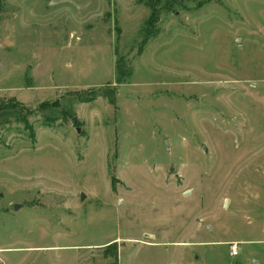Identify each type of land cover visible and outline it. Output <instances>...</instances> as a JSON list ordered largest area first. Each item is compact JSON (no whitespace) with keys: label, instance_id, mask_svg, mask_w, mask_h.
Wrapping results in <instances>:
<instances>
[{"label":"rangeland","instance_id":"rangeland-1","mask_svg":"<svg viewBox=\"0 0 264 264\" xmlns=\"http://www.w3.org/2000/svg\"><path fill=\"white\" fill-rule=\"evenodd\" d=\"M0 264H264V0H0Z\"/></svg>","mask_w":264,"mask_h":264},{"label":"built area","instance_id":"built-area-1","mask_svg":"<svg viewBox=\"0 0 264 264\" xmlns=\"http://www.w3.org/2000/svg\"><path fill=\"white\" fill-rule=\"evenodd\" d=\"M229 245V254L230 256H235L238 255L239 250H238V243L235 241H232L231 243L228 244Z\"/></svg>","mask_w":264,"mask_h":264},{"label":"water","instance_id":"water-1","mask_svg":"<svg viewBox=\"0 0 264 264\" xmlns=\"http://www.w3.org/2000/svg\"><path fill=\"white\" fill-rule=\"evenodd\" d=\"M77 119H78L77 116H74V118H73V123H76V122H77ZM76 130L79 131V127H78V126L76 127ZM83 196H84V195L82 194V198H83ZM14 207L17 208V207H18V204H15Z\"/></svg>","mask_w":264,"mask_h":264},{"label":"trees","instance_id":"trees-1","mask_svg":"<svg viewBox=\"0 0 264 264\" xmlns=\"http://www.w3.org/2000/svg\"><path fill=\"white\" fill-rule=\"evenodd\" d=\"M143 43H144V42L142 41L141 46H140V49L142 48ZM110 101H111V102H114L113 99H110Z\"/></svg>","mask_w":264,"mask_h":264}]
</instances>
